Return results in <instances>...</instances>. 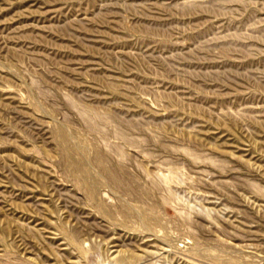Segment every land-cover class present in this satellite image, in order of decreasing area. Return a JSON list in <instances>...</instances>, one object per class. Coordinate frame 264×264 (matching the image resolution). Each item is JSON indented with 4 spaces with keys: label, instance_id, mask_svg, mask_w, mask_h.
Segmentation results:
<instances>
[{
    "label": "rangeland",
    "instance_id": "374dc122",
    "mask_svg": "<svg viewBox=\"0 0 264 264\" xmlns=\"http://www.w3.org/2000/svg\"><path fill=\"white\" fill-rule=\"evenodd\" d=\"M0 264H264V0H0Z\"/></svg>",
    "mask_w": 264,
    "mask_h": 264
}]
</instances>
